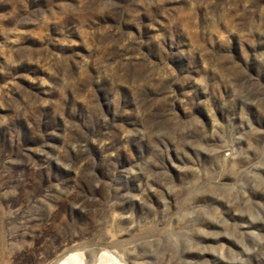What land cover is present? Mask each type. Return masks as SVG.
Wrapping results in <instances>:
<instances>
[{
  "label": "rangeland",
  "instance_id": "rangeland-1",
  "mask_svg": "<svg viewBox=\"0 0 264 264\" xmlns=\"http://www.w3.org/2000/svg\"><path fill=\"white\" fill-rule=\"evenodd\" d=\"M67 252L264 264V0H0V264Z\"/></svg>",
  "mask_w": 264,
  "mask_h": 264
},
{
  "label": "bare ground",
  "instance_id": "bare-ground-1",
  "mask_svg": "<svg viewBox=\"0 0 264 264\" xmlns=\"http://www.w3.org/2000/svg\"><path fill=\"white\" fill-rule=\"evenodd\" d=\"M114 260L115 259L113 257L110 260L108 253H103L100 256V261H102L103 264H116ZM50 264H83V262L81 261L79 254L74 252H67Z\"/></svg>",
  "mask_w": 264,
  "mask_h": 264
}]
</instances>
